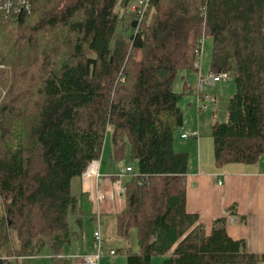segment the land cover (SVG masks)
Listing matches in <instances>:
<instances>
[{
  "label": "trees",
  "instance_id": "1",
  "mask_svg": "<svg viewBox=\"0 0 264 264\" xmlns=\"http://www.w3.org/2000/svg\"><path fill=\"white\" fill-rule=\"evenodd\" d=\"M133 1L31 0L29 13L0 21V264L43 248L50 264H68L65 246L95 218L82 180L108 126L112 159L137 161L116 215L118 236L136 231L137 249L120 248L127 264H264L222 217L207 232L187 211L188 154L173 147L180 98L195 90L173 82L199 72L209 36L210 72L235 86L227 119L211 126L215 164L264 154V0H150L140 22L121 14Z\"/></svg>",
  "mask_w": 264,
  "mask_h": 264
},
{
  "label": "crops",
  "instance_id": "2",
  "mask_svg": "<svg viewBox=\"0 0 264 264\" xmlns=\"http://www.w3.org/2000/svg\"><path fill=\"white\" fill-rule=\"evenodd\" d=\"M195 108H182L187 114H183V125L175 131L173 138L175 151L188 154L184 178L186 209L198 215L207 232L211 230L213 222L222 217L229 236L243 239L250 252L264 253V154L252 164L217 166L212 139L201 133V110L197 105ZM111 147L106 155L103 145L101 157L96 161L99 175L82 180L83 189L90 193L92 199L101 190L105 193V199L97 202L95 218L83 221L82 238L65 246L63 255L68 259V264H80L84 256L95 252L93 232L98 220L103 255L97 264H127L122 252L117 255V251L125 247L122 241L125 239L116 232V215L123 209L125 201L124 197L115 196L114 183L120 179L125 185L131 175L121 174L120 170L126 166L132 171L133 167L125 159L127 155L122 160H113ZM132 249L136 250L137 247ZM110 250L115 253L110 254Z\"/></svg>",
  "mask_w": 264,
  "mask_h": 264
},
{
  "label": "rangeland",
  "instance_id": "3",
  "mask_svg": "<svg viewBox=\"0 0 264 264\" xmlns=\"http://www.w3.org/2000/svg\"><path fill=\"white\" fill-rule=\"evenodd\" d=\"M123 9V8H122ZM121 9V11H122ZM121 12V14H123ZM213 40L211 37L206 36L203 40V46L200 56V67L199 72L194 70H181L177 73L176 78L173 82V89L177 92H181L183 90L184 83L186 82L188 86H192L191 89H196L198 86V80L200 78L206 79L209 75L210 70V57L212 53ZM7 65H0V69H7ZM183 76V77H182ZM188 78V79H187ZM235 90L234 82L232 77L230 76L227 79L218 80L214 84H207L201 90L202 101L201 105L205 104L206 107L201 109V115L199 118L201 133L203 136L211 137V126L214 121H225L227 119L228 114V103L230 96L233 94ZM207 96V98L205 97ZM197 96L196 94H192L190 92L185 93L181 96L179 101V106L181 109L186 107L187 109L190 107H194L196 110ZM187 114L186 110L182 111V114ZM215 119V120H214ZM195 121L197 119L195 118ZM111 131L112 126H108L105 140H104V151L107 155L109 148L111 146ZM128 164L133 167L132 172L136 173L137 171V161L132 159L129 154H127L126 158ZM127 168L126 166L123 169ZM131 169V168H130ZM131 237L129 241H123V246L127 244L132 248L137 247L136 241V231L134 229L131 230ZM11 238L13 245L16 247L18 245L16 236L14 232L11 233ZM117 255L121 254L120 249L117 251ZM51 253H49V249L43 248L42 251L34 257H27L23 260L24 264H50ZM163 257L160 255H155L152 257L150 264H160Z\"/></svg>",
  "mask_w": 264,
  "mask_h": 264
},
{
  "label": "built area",
  "instance_id": "4",
  "mask_svg": "<svg viewBox=\"0 0 264 264\" xmlns=\"http://www.w3.org/2000/svg\"><path fill=\"white\" fill-rule=\"evenodd\" d=\"M150 0H134L132 3H130L126 9H122L121 12H133L136 14V17L138 21L140 22L143 16L145 15V11L148 8ZM31 0H0V21L3 20H10V19H16L19 16L29 13L31 10ZM203 40L204 38L201 37L198 40V43L200 44V49L196 50L197 57L199 60L195 62L196 67H200V56L203 46ZM230 77V73L227 72H210L206 79L200 78L198 81L197 88L193 91L197 96V108L201 110L202 108H205L206 105H201L202 96H201V90L204 86L207 84H213L218 80L227 79ZM186 136V135H184ZM130 168L121 169V174L130 172ZM99 175L98 173V167L96 165V161H92L87 169L85 170L83 174V179L88 177H97ZM114 194L117 197H124L125 195V186L121 183L120 179H117L114 183ZM105 199V193L104 191H99L94 196V200L97 204L98 201H102ZM98 225L96 229L93 232V239L95 241L96 250L94 253L86 255L83 257L80 264H97L99 258L103 255V249H102V237L99 231V220L97 221ZM110 254H114V250L109 251Z\"/></svg>",
  "mask_w": 264,
  "mask_h": 264
},
{
  "label": "bare ground",
  "instance_id": "5",
  "mask_svg": "<svg viewBox=\"0 0 264 264\" xmlns=\"http://www.w3.org/2000/svg\"><path fill=\"white\" fill-rule=\"evenodd\" d=\"M131 172V171H130ZM131 174V173H130ZM117 177H118V175H117ZM121 176H119V178H120ZM117 180V179H116ZM121 181V180H120Z\"/></svg>",
  "mask_w": 264,
  "mask_h": 264
}]
</instances>
